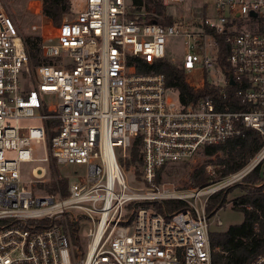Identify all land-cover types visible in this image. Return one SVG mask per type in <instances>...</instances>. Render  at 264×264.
<instances>
[{
	"label": "built area",
	"instance_id": "built-area-1",
	"mask_svg": "<svg viewBox=\"0 0 264 264\" xmlns=\"http://www.w3.org/2000/svg\"><path fill=\"white\" fill-rule=\"evenodd\" d=\"M185 1L161 0L186 11L164 25L126 0H86L69 19L32 26L46 60L33 65L0 0V264H212L208 197L253 171L255 186H264V0ZM217 35L227 46V72ZM162 60L179 64L193 89L208 84L215 93L183 103L156 67ZM25 118L41 123L21 125ZM247 128L263 143L240 169L200 188H157L159 168ZM137 138L143 187L124 171ZM32 140L47 143V164L53 158L83 167L75 182L67 178L66 196L57 177V191L33 193L30 185L45 180L47 167L34 166L32 178L22 179ZM10 150L13 157L5 155ZM164 199L187 208L165 217L153 205H136ZM67 212L92 223L83 252L72 245L67 222H58ZM250 264H264V253Z\"/></svg>",
	"mask_w": 264,
	"mask_h": 264
},
{
	"label": "trees",
	"instance_id": "trees-1",
	"mask_svg": "<svg viewBox=\"0 0 264 264\" xmlns=\"http://www.w3.org/2000/svg\"><path fill=\"white\" fill-rule=\"evenodd\" d=\"M44 16L54 23L62 20V17L70 12L69 0H41ZM131 5L136 10L143 9L147 15V21H155L164 25L172 22V17L165 12V6L161 0H132ZM218 41V60L224 72L229 70L225 62L227 46L222 42V36H216ZM30 61L33 65L46 62L40 55V37L27 35L24 38ZM157 69L164 73L165 83L178 93L183 103L195 100L197 97L215 93L208 84L202 89H193L185 80L183 69L177 63L168 60L159 61ZM236 87H231L233 92ZM232 94V93H231ZM227 101V100H224ZM263 143V138L253 129H245L243 136L234 137L221 144L206 145L202 148L203 154L214 157L211 162L217 166L218 178H222L244 166ZM126 165H131L136 174L141 173L142 159L140 153V141L137 138L129 149V159ZM205 165L197 168L190 176L192 186L203 187L209 184V176L206 174ZM165 166L159 168L155 174L154 182L159 181L161 172ZM260 181L257 171H253L243 179L225 189H221L210 195L205 203V211L208 217L213 216L217 210L226 203V192L238 188L241 194L233 201V208L243 214V222L231 225L225 231H209L212 264H250L259 254L264 253V191L263 187L255 186ZM61 194H68V179L60 177L57 180ZM56 182L49 184L48 192H55ZM151 205L165 217L172 213L187 208V203L181 199H164L161 203L151 201ZM146 204L149 202H145ZM145 204V206H146Z\"/></svg>",
	"mask_w": 264,
	"mask_h": 264
},
{
	"label": "rangeland",
	"instance_id": "rangeland-1",
	"mask_svg": "<svg viewBox=\"0 0 264 264\" xmlns=\"http://www.w3.org/2000/svg\"><path fill=\"white\" fill-rule=\"evenodd\" d=\"M85 1L86 0H69L70 6H71L70 12L64 15L62 19L64 17L69 19L73 17L74 13H77L78 11L82 10L84 7ZM126 1L129 5H131L132 0H126ZM207 1L209 0H186L185 4L186 6H189L190 4H192L194 7H198L200 3L207 2ZM4 3L12 19L14 20L16 27L18 28L20 34L22 35L23 39L27 35L37 34V30L32 29L33 25L40 26L41 23H47V22H51L52 24H54V22H52L50 19L44 16L42 11H41V14H37V5L41 6V9H42L41 0H4ZM184 11L185 10H183V6H181V4H170L169 6H165L166 14L170 15L172 19L173 17H177L180 14L185 15L186 11L185 12ZM253 22L254 21H248L247 23H245L243 28H249L251 26V23ZM58 23H55V24H58ZM181 50H182V46L178 45L176 47V52H180ZM48 101L50 103H53L54 99H49ZM19 122L21 125H25V126L39 125L41 123L40 120L35 119V118L20 119ZM31 147H32L33 161H31L30 163L23 164L24 172L22 173V179L27 181L32 178V174L30 170L34 166L39 165V166L47 167V173L45 176V180L43 182L34 183L33 185H30L34 194L45 195L48 193H54V192H48V188H49V184L53 183L55 177H57L58 179L60 177H67L70 182H75L77 180V177L74 172H77L79 174L84 173L82 166L57 164L53 158H49L48 164H47V162L42 159L46 156L47 143L45 141L37 142L35 140H32ZM5 155L7 157H13L15 153L14 151L10 150V151H7ZM214 159H215L214 157L212 158L206 157L203 154L202 149H201L196 153V155L193 158L189 160L167 164L165 166V169L161 172V177L159 181L157 182L155 181V183L158 185L157 188L161 190L162 189L187 190V189H192V188H200V187L191 185L189 181V176L197 168H199L200 166L204 164H206L205 171H206V174L209 176V180H210L209 184L217 181L218 179H220L218 178L219 174L216 171L217 166L211 163L214 161ZM124 171H125L126 178L131 183V185H140L143 187V185L138 184V181H137L138 179H140L141 173L136 174L134 171V168L128 167L127 165H125ZM233 185H230V186H233ZM144 186H145L144 189L151 190L147 185H144ZM230 186H226L223 189L228 188ZM240 194H241V190H239L238 188H233V190H228L226 192L225 205L221 207L219 210H217L213 216L209 217V220L211 222L210 224L211 231H225L231 225H235V224L238 225L243 222L242 212L233 208V201ZM140 202L136 205H141L143 207H151V204L149 201H148L149 203L147 204L145 202H141V203ZM70 217H71V214L67 212L63 216H61V220H59L58 222L59 223H65V221L67 222L68 233L70 235L72 245L74 247L78 246L77 248L80 249L79 251L83 252L87 245L86 233L88 229L92 227V223L89 221H86L83 216H79L78 219L75 221L70 220ZM218 220L221 221L220 226L217 225Z\"/></svg>",
	"mask_w": 264,
	"mask_h": 264
},
{
	"label": "water",
	"instance_id": "water-1",
	"mask_svg": "<svg viewBox=\"0 0 264 264\" xmlns=\"http://www.w3.org/2000/svg\"><path fill=\"white\" fill-rule=\"evenodd\" d=\"M252 15H255V14L252 13ZM229 82H230V84H232V85H234V82H235L231 73L229 74Z\"/></svg>",
	"mask_w": 264,
	"mask_h": 264
}]
</instances>
